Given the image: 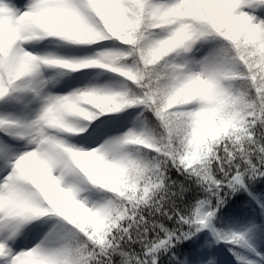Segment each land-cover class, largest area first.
Wrapping results in <instances>:
<instances>
[{
	"label": "snow or ice",
	"instance_id": "6c2138e0",
	"mask_svg": "<svg viewBox=\"0 0 264 264\" xmlns=\"http://www.w3.org/2000/svg\"><path fill=\"white\" fill-rule=\"evenodd\" d=\"M0 264H264V0H0Z\"/></svg>",
	"mask_w": 264,
	"mask_h": 264
}]
</instances>
